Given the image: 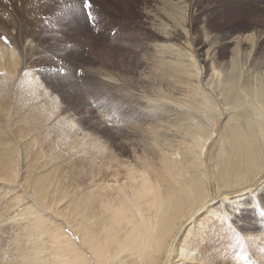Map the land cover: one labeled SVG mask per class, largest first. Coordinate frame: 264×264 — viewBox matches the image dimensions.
Listing matches in <instances>:
<instances>
[{
  "label": "rangeland",
  "instance_id": "374dc122",
  "mask_svg": "<svg viewBox=\"0 0 264 264\" xmlns=\"http://www.w3.org/2000/svg\"><path fill=\"white\" fill-rule=\"evenodd\" d=\"M80 5L81 0H0V36L7 37V42L0 39V49H11L15 54L13 68L0 64V178L7 176L0 179V264H49L48 256L56 257L60 251L48 243L50 232L70 237L77 248L85 252L81 236L59 215L77 206L83 186L92 190L95 181L100 183L101 177L106 178V170L102 171L112 153L133 165L135 153L152 157L143 141L156 124L162 127L160 139H179L171 130L178 127L173 118L159 122L153 118L155 112H149L156 102L164 107L192 111L194 119L202 122L201 125L196 123L197 127L200 125L205 131L208 124L214 125L204 156L207 180L214 196L220 191L216 163L221 157L225 128L234 117V110L246 108L247 115H259L247 99L243 105L239 103L240 106L225 103L211 78L214 73L217 74L214 80H223L235 72L242 73L243 81L263 78L264 0H91V8L87 10H82ZM175 33L184 34L185 38L174 39L172 44L185 49L188 59L197 62L198 75L193 80L175 74L177 59L172 61L167 54L160 57L153 47L156 35ZM252 35L255 39L248 38ZM12 38L16 43H11ZM237 38L247 42L238 47ZM237 48L239 54L234 58ZM2 59L7 58L0 57V63ZM182 59L184 61L185 57ZM233 65L236 70L232 69ZM148 78L155 80L156 85ZM103 79L114 80L116 85L110 86L102 82ZM196 80L200 81L197 95L193 92ZM250 80L256 82V79ZM5 85H9V89ZM158 85L178 88L182 94L190 91L193 99L165 96L163 91L160 94ZM243 120L246 118H242V129ZM234 123L239 125L240 122ZM82 151L88 154L83 155ZM100 162L102 166L105 163L103 168ZM13 170L18 177L15 174L9 178ZM67 192L78 193L74 206L64 198ZM28 195L34 200L28 199ZM35 200L49 211L44 208L41 213ZM217 206L207 207L196 215L179 239L174 260L168 264H264V229L256 226L253 210L239 209L230 218L232 226H227L215 219L213 213ZM45 243L46 248L50 247V254H43L47 258L37 260L35 251ZM115 252L108 255L109 261L103 262L101 258L98 261L90 254L87 259L91 264H109L111 259L114 260L110 264H120V259L125 260L128 255ZM32 258H35L33 262ZM50 264H54L53 259Z\"/></svg>",
  "mask_w": 264,
  "mask_h": 264
},
{
  "label": "bare ground",
  "instance_id": "6f19581e",
  "mask_svg": "<svg viewBox=\"0 0 264 264\" xmlns=\"http://www.w3.org/2000/svg\"><path fill=\"white\" fill-rule=\"evenodd\" d=\"M181 9L183 8H180V10ZM182 35L184 34L175 33L173 35L172 34L171 35H161V34L156 35L155 40L157 42L153 45V47L158 52V54H161V56L159 55L160 57H162L164 54H167L169 55L170 59H172V61H174L173 59H177L175 62L177 66H176V69H174L175 74H178L180 76H186L189 79L193 80L197 78V75H198L197 70L195 71L197 62L194 60L192 61L188 59L189 56L187 57V55L184 53L186 51L185 49H180V47L177 48V45L175 46L174 44H172V41L174 39H178L181 37L185 38L187 35V32H185V37ZM253 37L254 35L248 38L251 39ZM12 41L11 43H16L15 38H12ZM165 41H167V44H165ZM237 41L239 44L238 47H240L242 44H245L247 42L245 39L244 40L238 39ZM168 42H170V44H168ZM186 43L188 44V42ZM6 44L11 45L8 43ZM251 48H254V44L251 45ZM0 50H1L0 57L7 58V59H2V63L0 64H2V66L7 65L9 69L13 68L15 64V54H13V52H10L11 49L10 51L4 50V49H0ZM238 51L239 50L237 48L236 51L234 52L235 54L234 58L239 54ZM17 53L18 52H16V56L18 55ZM184 57H185V60H184L185 62L182 61L183 60L182 58ZM180 61L185 63V65H183L182 62ZM190 68H191L190 70L191 74L186 72V70L187 69L189 70ZM232 69L236 70L237 67L233 65ZM241 74L242 73L235 72L233 73L232 76H226L224 77L223 80L217 79L216 81L214 79L217 76V74L213 73L212 78H211L213 87L215 88V90L219 92V95L224 99L223 101L225 103L227 104L236 103V105L240 106L239 103L242 104V102L246 101L247 99L246 102H248L251 106L254 105L256 107V111L259 113V115L253 114L252 116H249L247 115L248 112L246 108H244V110L241 109L243 111H237V108L236 110H234L233 116L236 117V120L234 119V117H232L231 120L228 122L227 127L225 128L224 140L222 142V150H221L222 154L220 155L221 157L218 159L216 163L217 177H218V182L220 184V191L218 192L217 196H214V191L213 189H211V186H210L211 183L208 182L207 180L208 174L205 168L206 161L204 157L205 152L207 151L206 148L208 144L211 143L210 142L211 130H213L214 125L210 126V124H208L206 128L207 131H205L203 130V128L200 127V125L202 124L201 120L196 121L195 120L196 118L192 116V113H193L192 111L190 110L184 111L181 108H177V107L174 108L173 106L170 108L168 105L167 107H164V105H160L158 104V102H156L157 105L153 106L149 112H155V115H153V118L157 120L159 119V122L160 120L164 122L165 118H169V119L173 118L174 120L173 119L172 120L176 122V125H178V127L176 126V128L171 129V130L173 131V133H175L176 137L179 139L177 141H171V139L173 140V138L169 139L170 141L160 139V132H161L162 127L160 124H156V126L153 129H151V131L148 132L147 135L144 136L145 139L143 141L144 143L143 146L145 150L147 147L150 148V150L149 151L147 150V152L152 153V157H149V156L145 157L146 155L142 157L135 153L136 163L135 165H133L130 162L127 163L126 161L120 160L118 157L113 156V153H112L113 157L111 156L110 161L106 164L104 163L105 166L103 164V166L106 167V169H103V171L101 170L102 173H104V170H106V173H105L106 178H103L100 176L103 180L100 183L95 181L94 189L92 188V190L87 189V187L86 186L84 187L83 184L80 185V186H83V188L79 190L81 201H79L77 203V206L71 209V211L67 210L68 213L65 211L59 215L70 228L74 229L76 233L79 236H81L83 246L85 247V252H82L81 250H79L76 244L74 243V241L70 239V237H67L66 235H53V234L51 235V232H50L48 239H50L51 241L47 240L48 243L49 244L51 243L52 246L54 245L53 248L55 250L60 249V251H58L59 254L57 253L58 256L56 255V257L51 256V255L48 256L47 260L49 261V264L51 263V259H53L54 264H91V262H89V259H87L88 254L96 257L98 261L100 258L102 259V261L103 260L107 261L111 256V251L113 252L117 251L115 252V254L117 255L118 254L121 255V253H124V255L128 254L125 257V260H123V258L120 259V264H168L170 260H174L173 257L176 252V246L179 243V239L182 237L183 233L185 232V229L193 222L196 215L200 213L201 210L203 211V209L207 207L209 208L210 206H215V205H218L217 209L214 211V213L213 212L212 213L219 224L224 223L225 225L228 226L230 224V218L233 217L235 213H238L239 209L248 208L249 210L252 209L254 212V217H255V220L257 221L256 226L260 227L261 229H264V153H262L263 152L262 149L264 150V74H263V78L252 77V78L244 79V81L241 80V76H240ZM8 76L9 75H7V78H9ZM115 76L114 78H116ZM106 77L108 78L107 75ZM148 77H151V75H149ZM104 79L102 80V82L108 83L110 86L116 85V83L113 82L114 80L110 81L111 79L110 80H107V79L104 80ZM250 79H254V81L256 79V82H253ZM7 81L9 82V79ZM115 81L117 82L116 79ZM129 81H131V79ZM197 81L198 80H196V82ZM154 82L155 80L151 81L153 85L155 84ZM199 82H197V84L193 83V92L196 95L198 94L197 89L200 87ZM138 83L140 84V82ZM160 84H162V81L160 82ZM195 84L196 86H194ZM208 84L209 85L211 84L209 83V80H208ZM208 84L207 86H209ZM166 85H168V83H166ZM8 86L9 85H7L6 88ZM117 86L115 88H117ZM162 86L158 85L156 87L157 88L159 87L158 92L160 93L161 91H163V95L165 93V96L170 95V96H173V98L174 97L181 98L182 100L186 99L187 101H190V99H193L192 96L190 95V91H186L185 94H182L183 92L180 93L178 88L177 89L175 88L176 84L174 87L175 90L174 88L169 89L166 87L165 89L164 87L162 88ZM1 88H3V84ZM125 88H127V86ZM148 90L151 91L149 87H148ZM147 94H149V92ZM164 98L166 99V97ZM181 99L179 100L181 101ZM139 115L141 116L142 114H139ZM243 117H245L246 120H243L244 125L242 129L241 122H242ZM234 122H237V123L240 122V123L239 125H237ZM172 123L175 124L174 122ZM196 123L200 124L199 127H197ZM19 130L21 129L19 128ZM19 136H17V138ZM172 137H174V135ZM260 146L262 147V149L260 148ZM98 147L100 148L101 146H98ZM7 152L8 151L6 149V153ZM82 152H83V155L88 154L87 152L85 153L84 151ZM100 153L97 154L98 156L100 155L99 157H101V154H102ZM108 153L109 152H107V154ZM45 156H47V154L44 155V157ZM103 159L104 158H102V160ZM43 160H46V159L44 158ZM5 162L7 163L6 160ZM101 163L102 162H100L99 165H101V168H103ZM49 164L51 165V163ZM15 174H16V170L14 171V173L10 174L8 177L9 178L14 177ZM0 179L4 180L3 178H0ZM60 179H61L60 181L63 182L62 178ZM59 186H60V183H59ZM66 188L67 187L65 185V189ZM73 192H67L66 194H64L65 196L63 195L70 206L71 204H73L74 206L76 204L75 201H78L76 200V195L78 197V193L74 194ZM41 194L43 196L45 195V192H41ZM27 198L30 199L31 201L34 200V198L29 197V195L27 196ZM35 201L37 203L36 206L41 213H43L44 208L47 210L45 205L40 204L37 200ZM69 217H72V220H70ZM230 225L232 226V224ZM43 226H40V227H43ZM218 226H217V229H218ZM228 229L230 228L228 227ZM247 232L248 231H246V233ZM28 235H29V231H28ZM15 242L18 243L17 239ZM46 244L47 243H45L44 247L38 246L37 250L35 251L36 256H38L39 258L37 260L46 259L47 255L44 256L43 254H46V253L50 254V250L48 249L49 245L46 248ZM108 255L110 256L108 257ZM112 255H114V253H112ZM34 259L32 260V262L34 261ZM239 259L240 258H238V260ZM112 260L114 259H111L110 263ZM239 262L242 263V261H238V263ZM40 263L36 262V264H40Z\"/></svg>",
  "mask_w": 264,
  "mask_h": 264
},
{
  "label": "snow or ice",
  "instance_id": "6c2138e0",
  "mask_svg": "<svg viewBox=\"0 0 264 264\" xmlns=\"http://www.w3.org/2000/svg\"><path fill=\"white\" fill-rule=\"evenodd\" d=\"M82 10H87L91 8V0H81V5H80ZM0 39L4 40L7 42V37L6 36H0Z\"/></svg>",
  "mask_w": 264,
  "mask_h": 264
}]
</instances>
